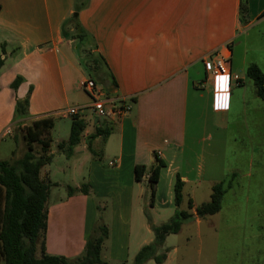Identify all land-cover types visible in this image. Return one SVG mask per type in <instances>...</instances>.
Listing matches in <instances>:
<instances>
[{
    "label": "crops",
    "instance_id": "0c3cea01",
    "mask_svg": "<svg viewBox=\"0 0 264 264\" xmlns=\"http://www.w3.org/2000/svg\"><path fill=\"white\" fill-rule=\"evenodd\" d=\"M84 1L79 22L95 45L93 53L104 59L108 75L103 78L108 80L106 84L98 80L97 84L110 89L104 90L110 99L132 101L133 110L127 116L99 120L90 111L91 103L73 99L81 93V77L94 78L85 72L79 40L63 33L78 0H0V145L7 136L17 140L13 133L36 121L54 122L70 107L85 108L83 116L89 126L81 145L87 147L96 126L111 129L105 141L100 137L93 141L99 158L84 148L90 156L85 154L78 162L80 169L87 167L82 179L89 193L68 192L67 197L49 203L50 192L46 253L76 258L94 227L102 223L109 231L102 260L106 264H132L138 252L155 239L146 211L156 226L176 213L179 177L184 184L180 210L193 218L178 234L166 238L169 252L164 264H189L176 257L180 235L192 226L200 232L205 222L214 233L216 246H229L236 250V257H251L254 264H264V102L247 77L250 65L263 71L262 63L250 58L253 45L248 37L264 27V0L79 3ZM238 45L243 51L237 62ZM258 53L264 64L263 45ZM217 55L230 58V70L240 77L239 85L228 77L211 76L210 67ZM24 100L28 105L18 116L17 104ZM209 124L217 138L232 135V164L222 167L215 162V143L204 161L206 150L199 148V136ZM20 143L26 150L24 138ZM76 154L74 150L69 158ZM102 159L111 169L98 162ZM156 160L163 161L165 167L151 204L148 179ZM111 162H115L114 167ZM138 167L145 169L141 181L136 180ZM41 177L49 179L47 173ZM80 182L72 188L80 189L85 184ZM220 183L226 190L221 210L198 217L197 207L211 200L213 187ZM95 197L111 204L101 223L94 210ZM243 260L236 263L244 264ZM151 263L156 264H146Z\"/></svg>",
    "mask_w": 264,
    "mask_h": 264
},
{
    "label": "trees",
    "instance_id": "16d2710c",
    "mask_svg": "<svg viewBox=\"0 0 264 264\" xmlns=\"http://www.w3.org/2000/svg\"><path fill=\"white\" fill-rule=\"evenodd\" d=\"M79 1L74 15L64 23L63 33L67 38L78 39L79 47L80 45L90 44L93 48L95 45L79 22L78 14L85 5V1L82 3H79ZM79 47L78 53L86 63L84 64L85 72H89L96 79V83L97 80L99 81L98 77L106 76L108 78L105 69L106 63L102 56L94 53L87 56L79 51ZM1 67L2 60L0 59ZM247 77L254 82L258 97L264 102V72L253 64L247 69ZM27 105L28 100L18 102L16 115H22ZM71 121L69 140L58 144L59 151L68 158L72 156L74 148L82 142L84 132L89 126L84 116L74 117ZM53 125L51 119L34 122L32 127L26 130L25 141L29 149L24 157L14 164L0 161V264H106L102 260V251L109 237V231L103 224L94 227L83 252L76 258L69 259L46 253L47 203L51 184L48 179L41 177V170L53 160V155L50 153L52 144L50 131ZM46 134L48 139L44 140L43 137ZM110 134L111 129L96 126L95 132L87 139L89 152L99 158V155L93 149V141L98 137L105 141ZM34 143L41 145L42 155L37 156L34 154ZM164 167L165 163L163 161L156 160L151 169L148 179L151 204L153 203L160 171ZM144 171L145 169L142 167L136 169V180H142ZM183 187L184 184L178 177L175 184V203L178 209L168 222L156 226L152 223L150 215L146 211V217L155 239L153 243L144 246L138 252L132 264H146L149 261L164 264L166 261L169 252V249L165 247L166 238L178 234L182 225L193 218L191 213L180 210ZM225 192L224 184L215 185L211 200L197 207L198 217L218 213L222 208ZM75 193L88 194L89 186L84 184L80 189L69 187V194L73 195ZM192 207L190 202L189 209H192Z\"/></svg>",
    "mask_w": 264,
    "mask_h": 264
},
{
    "label": "rangeland",
    "instance_id": "374dc122",
    "mask_svg": "<svg viewBox=\"0 0 264 264\" xmlns=\"http://www.w3.org/2000/svg\"><path fill=\"white\" fill-rule=\"evenodd\" d=\"M249 41L248 43H252L253 49L250 52V58L256 59L259 63H262V69L264 71V64L260 58V53H258V49L261 47V45L264 46V27L261 29H256L252 31L249 34L248 37ZM79 51L85 55H91L93 54V48L90 44L88 45H80ZM243 51V46H237L235 48V60L238 62L240 55ZM83 55V56H85ZM264 59V57H263ZM104 77H98L100 83L102 85L107 83V79H103ZM251 82V81H248ZM253 84V83H252ZM103 90L110 91L109 88L105 89V86L102 87ZM80 94L74 95V100L80 102V103H86L90 104L91 99L88 97V95L80 90ZM104 91V92H105ZM89 112V111H88ZM90 113V112H89ZM190 124L192 125V120H190ZM53 128L50 131V138L52 140L50 153L53 155V160L50 164L46 165L42 171V176L47 173L49 177V181L51 184L50 192V202L54 203L56 201V198H64L67 197V193L69 192V187H73L72 184L76 183L77 181L83 182L82 176H86L87 174V167L84 166L83 169L79 168L78 162L83 161V159H80L83 155L87 154V156H90L88 153V150L84 149V144H79L74 148V150L77 152V154L70 158H67L62 153L59 152L58 144L62 141L67 142L70 137V125H71V119L70 118H58L54 120L53 122ZM33 124H31L28 127H25L24 129H18L13 133V136L17 138L15 140L11 136L4 137L3 140H1L0 145V159L1 161H5L8 163H12L17 159H20L22 156V153L28 151V144L26 145V150L23 149V146L20 142H22L23 138L26 137V130L29 127H32ZM191 129V128H190ZM200 132H202V127L199 128ZM232 129H230V132ZM212 135L214 142L211 141V138L209 136ZM201 143L199 148H204L206 150V160L204 158V161H208V151L212 153L211 146L215 143V154H217L216 161L219 162V164L224 167L228 166L233 163L234 156L232 155L231 148L234 146L232 135H229V138H225V136H221L220 138H217L216 133H213V129L211 128L210 124L208 125L206 132L204 134H200ZM211 137V136H210ZM44 140L48 139L47 134L43 137ZM203 139V140H202ZM226 139V141H225ZM229 139V141H228ZM218 140V142H217ZM34 148V154L37 156L42 155V147L38 143L33 144ZM84 150V151H82ZM25 153V154H26ZM24 154V155H25ZM24 157V156H23ZM22 157V158H23ZM100 164L105 168H110L109 165H107V160L102 159ZM15 163V162H14ZM12 163V164H14ZM230 180L232 181L233 178L231 177ZM229 180V181H230ZM57 184H61L62 186L57 187ZM152 199H150L151 203ZM208 203V202H207ZM94 210L96 215L98 216V222L101 223L103 217L105 215H108L111 211V204L110 202L103 198V197H95L93 201ZM101 220V221H100ZM102 224V223H101ZM180 248L178 253L176 254V257L183 262H189V264H237L236 262H239L240 260L244 259V264H254L255 259L251 257H236V250L229 248V246L226 248H223L219 244L216 246L214 242V233L212 229L207 225V223H203V225L199 229H197L195 226L189 227L185 229L184 233L180 235ZM168 246L170 245V241L168 242ZM229 245V244H228ZM104 252L106 250V247H104ZM245 253V252H244ZM154 264V263H151Z\"/></svg>",
    "mask_w": 264,
    "mask_h": 264
},
{
    "label": "built area",
    "instance_id": "2783aa9c",
    "mask_svg": "<svg viewBox=\"0 0 264 264\" xmlns=\"http://www.w3.org/2000/svg\"><path fill=\"white\" fill-rule=\"evenodd\" d=\"M230 65V58L228 56L217 55L210 67L211 76L215 78L228 77L239 85L241 83L240 77L231 73ZM80 88L91 99L90 111L99 120L121 118L129 115L133 110V103L130 99L108 98L107 94L98 86L96 81L87 75L81 77ZM83 114H85V108L70 107L62 111L60 117L72 119L83 116ZM110 166L114 167L115 162H111Z\"/></svg>",
    "mask_w": 264,
    "mask_h": 264
}]
</instances>
